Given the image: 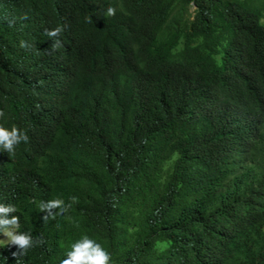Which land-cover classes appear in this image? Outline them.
<instances>
[{
	"label": "trees",
	"instance_id": "obj_1",
	"mask_svg": "<svg viewBox=\"0 0 264 264\" xmlns=\"http://www.w3.org/2000/svg\"><path fill=\"white\" fill-rule=\"evenodd\" d=\"M116 3L110 28L135 29L140 56L118 58L110 67L96 54L84 57L96 70L98 90L63 111L56 136L65 148L52 163L46 190L16 205L33 246L14 257L16 249L5 245L0 264H60L82 234L114 253L115 264H264V121L247 146L239 134L223 130L213 142L200 143L190 113L209 128L220 122L194 68L157 69L149 56L159 31H177L167 0ZM202 52L214 66L234 57L232 63H245L248 78L258 81L264 30L256 28L243 51L225 41L222 49L207 43ZM172 95L186 98L183 109H171ZM142 102L163 114L139 117L134 109ZM134 163L135 185L121 192L134 183V175L123 172ZM79 195H90L79 219L70 222L68 211L41 219L48 210L39 209L40 201L74 203L70 198Z\"/></svg>",
	"mask_w": 264,
	"mask_h": 264
},
{
	"label": "clouds",
	"instance_id": "obj_2",
	"mask_svg": "<svg viewBox=\"0 0 264 264\" xmlns=\"http://www.w3.org/2000/svg\"><path fill=\"white\" fill-rule=\"evenodd\" d=\"M167 3L177 31L158 32L159 41L149 55L154 67L175 73L180 64L194 68L211 102L210 111L220 122L218 129L209 128L196 111L190 113V126L200 143L213 142L223 130L239 134L247 146L264 121V70L252 81L245 63L233 64L232 57L214 66L202 49L207 43L222 49L226 41L243 51L256 28L264 30V0ZM116 8V0H0V251L9 245L16 257L33 246L31 234L20 228L16 205L46 190L52 163L65 148L56 136L63 111L80 99L91 100L98 90L96 70L84 63V57L96 54L99 63L110 67L118 58L130 61L139 55L135 29L110 28ZM185 104L183 96L168 98L171 109L181 110ZM134 111L146 119L163 114L145 102ZM123 172L132 173L135 180L121 192L135 185L139 166L127 164ZM70 199L76 201H40L39 209L48 210L41 219L47 222L66 211L70 222L79 219L90 195ZM60 264H115L114 253L82 234L70 243Z\"/></svg>",
	"mask_w": 264,
	"mask_h": 264
},
{
	"label": "rangeland",
	"instance_id": "obj_3",
	"mask_svg": "<svg viewBox=\"0 0 264 264\" xmlns=\"http://www.w3.org/2000/svg\"><path fill=\"white\" fill-rule=\"evenodd\" d=\"M1 237H3V235H1ZM1 237H0V238H1Z\"/></svg>",
	"mask_w": 264,
	"mask_h": 264
}]
</instances>
